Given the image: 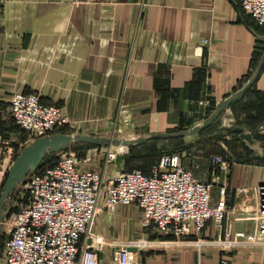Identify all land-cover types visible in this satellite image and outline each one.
<instances>
[{
  "label": "crops",
  "instance_id": "obj_1",
  "mask_svg": "<svg viewBox=\"0 0 264 264\" xmlns=\"http://www.w3.org/2000/svg\"><path fill=\"white\" fill-rule=\"evenodd\" d=\"M263 57L264 28L232 0H0V105L9 109L12 95L33 94L68 118L65 135L120 143L107 147L115 157L133 147L106 167L113 174L102 171L106 177L148 174L159 155L151 161L145 146L162 139L148 138L199 126L245 86ZM217 119L220 133L229 130L218 142V152L228 155L225 222L231 233L248 232L252 223L239 219L251 216L252 204L238 190L264 183V62L252 86ZM180 164L201 183L221 182L203 160L196 174ZM210 195L212 206L215 186ZM136 210L117 206L93 222L90 233L103 242L97 264H115L113 248L134 235L155 243L140 251L138 264H264L259 248L162 245L169 240L138 224ZM224 234L209 222L199 240L214 243Z\"/></svg>",
  "mask_w": 264,
  "mask_h": 264
},
{
  "label": "built area",
  "instance_id": "obj_2",
  "mask_svg": "<svg viewBox=\"0 0 264 264\" xmlns=\"http://www.w3.org/2000/svg\"><path fill=\"white\" fill-rule=\"evenodd\" d=\"M232 1L254 25L264 28V0ZM8 106L12 124L26 136L28 144L71 126L59 108L42 105L33 94H14ZM8 148L9 141L0 136V152L8 154ZM114 159V154L107 150L106 163ZM180 160L179 154L165 153L148 174L135 170L110 177L78 169L70 150L59 154L50 164L39 165L24 183L25 202L7 218L1 264H97V252L103 242L90 233L95 218L100 212L111 213L117 206L129 205L138 209L144 229L158 239L169 240L162 245L194 246L198 251L203 246L221 251L264 249V183L238 190L248 195L252 204L251 216L239 220L252 223V229L206 243L199 240L206 224L210 222L220 230L226 217L223 177L227 163L218 156L211 157V175L221 178L218 185H213L194 179ZM214 186L217 200L211 206ZM5 215L2 210L0 223L5 222ZM140 242L142 245H136ZM153 244L144 240L115 246L112 260L115 264H138L141 249Z\"/></svg>",
  "mask_w": 264,
  "mask_h": 264
},
{
  "label": "rangeland",
  "instance_id": "obj_3",
  "mask_svg": "<svg viewBox=\"0 0 264 264\" xmlns=\"http://www.w3.org/2000/svg\"><path fill=\"white\" fill-rule=\"evenodd\" d=\"M220 119L214 121V123H212L208 128H206L201 133L191 137H183V133L189 129H185V128L173 129L169 134H166L164 139L162 137V139H159L145 146L147 149L150 148L149 151L152 152V154H154L155 156L153 157L151 155L153 158L152 159L150 158V160L155 161L156 157L161 154L176 153L180 155L181 160L187 162V168L192 169V171H195L194 174H196L197 171L201 170L198 163L202 160L203 162L207 163L209 167H211L210 160L212 156H218L226 162L228 155L224 151L218 152V142L223 140L224 137H228L229 130L226 129L223 131V133H220L222 132L218 129L219 128L218 126H220ZM0 136L6 138L10 143V148H8L7 150L8 154H6L5 152H2V154H0V184H1L8 171V168L12 164L15 157L18 155L22 147L28 144V142L26 141L27 140L26 136L20 133L12 124L7 105H0ZM119 144L120 143L113 142V144L110 145L111 146L110 148H113ZM74 146L76 147L71 149L70 151L74 153L76 162L80 168L94 171L99 174H102L105 171H106L105 172L106 175L113 174L112 172L107 171L106 167L109 166L110 164H117L118 161L117 163L115 160L106 163V151L108 150L107 147H100L94 144H80ZM129 147L122 148L121 149L122 153L126 151L125 148H129ZM122 153L121 152L119 154L117 153V156H120ZM57 157L58 155H52L48 157L49 159L44 158L40 165L50 164ZM25 200H26V193H25L24 184L23 185L17 184L8 194V197L3 201L2 207L6 215L4 217L5 222L0 223V264L2 261V243L6 235L5 233H6L7 218L9 214H11L16 210V208L22 206ZM102 213L103 212H100L98 214L94 222L99 218V216H101ZM137 213L138 211L136 210V215H138ZM225 221H226V217L221 226L222 231L225 230V234L223 238L220 240H224L226 238V235L231 233L229 232L230 231L229 227L228 225H226ZM139 223H140V217L138 216V224ZM129 226H131V224H129ZM94 236L99 237L98 235H94ZM131 239L126 242H128L129 244V243H135L137 241H144V240L149 241L144 236L143 237L141 236V238L137 239L136 235H134L133 238ZM142 250L144 249H141V251Z\"/></svg>",
  "mask_w": 264,
  "mask_h": 264
},
{
  "label": "water",
  "instance_id": "obj_4",
  "mask_svg": "<svg viewBox=\"0 0 264 264\" xmlns=\"http://www.w3.org/2000/svg\"><path fill=\"white\" fill-rule=\"evenodd\" d=\"M264 62V57L259 61L254 74L246 82L245 86L240 89L236 94L221 102L216 109L202 121V123L188 131L183 133V136L195 135L206 128H208L221 113L231 105L235 104L240 100L243 94L252 86L253 82L257 79L259 72L261 70L262 64ZM162 138V137H149L148 140ZM84 143V144H94L96 146L109 147L110 143L101 142L99 139L93 137H74L65 135L62 133H56L43 138H38L33 142L26 144L22 147L18 155L13 160L12 164L8 168V171L4 177V180L0 184V219L2 217V204L3 201L8 197V194L17 185H23L26 178L31 174L42 162L44 158H48L51 155H57L68 151V146L70 143ZM122 146L125 143H121ZM117 163L119 161L118 157L114 159Z\"/></svg>",
  "mask_w": 264,
  "mask_h": 264
},
{
  "label": "trees",
  "instance_id": "obj_5",
  "mask_svg": "<svg viewBox=\"0 0 264 264\" xmlns=\"http://www.w3.org/2000/svg\"><path fill=\"white\" fill-rule=\"evenodd\" d=\"M59 133H62V134H66V131L65 130H62V131H60ZM52 156V155H51ZM160 156V155H159ZM158 156V157H159ZM158 157H157V160H158ZM47 159H49V158H47Z\"/></svg>",
  "mask_w": 264,
  "mask_h": 264
},
{
  "label": "bare ground",
  "instance_id": "obj_6",
  "mask_svg": "<svg viewBox=\"0 0 264 264\" xmlns=\"http://www.w3.org/2000/svg\"><path fill=\"white\" fill-rule=\"evenodd\" d=\"M138 244L142 245V242H140V243H137L136 245H138Z\"/></svg>",
  "mask_w": 264,
  "mask_h": 264
}]
</instances>
